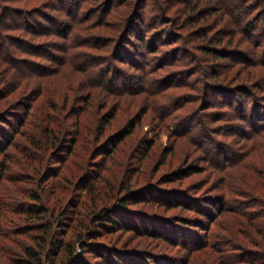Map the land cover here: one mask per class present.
Masks as SVG:
<instances>
[{
  "label": "trees",
  "instance_id": "trees-1",
  "mask_svg": "<svg viewBox=\"0 0 264 264\" xmlns=\"http://www.w3.org/2000/svg\"><path fill=\"white\" fill-rule=\"evenodd\" d=\"M258 20L264 21V0H0V115L8 110L2 109L6 104L9 105L6 108L12 110L24 105L23 101L11 104L6 98L15 90L14 86L32 81L37 84V91L42 92L44 88L52 93L49 99L44 96L38 108L44 114L42 121H45L40 131H47L46 141L54 147L62 140L58 131L64 126L59 117L45 108L54 111L68 108L69 99L74 97L72 93L78 89L86 91L96 85L107 87L109 94L132 96L131 103L139 95L148 103L145 109L151 107L154 113L158 111L159 119L165 123L176 119V122H182L192 112L190 121L185 122L196 123L200 129L179 131L171 125L174 131L171 135L190 137L199 145L210 168L224 176L222 185L225 191L206 198L210 207L198 202L196 211L208 215V223L223 213L247 215L257 233L252 246L264 250V224L258 222L259 217H264V23L260 24ZM149 32L154 36L166 33L171 40L160 41L153 47L145 36ZM178 38H184V43L174 45ZM170 46H173L169 48L172 52L168 50ZM150 53L160 56L151 57ZM116 59L122 65L114 64ZM122 66L133 69V72L122 74V71L126 72ZM13 69L17 70V75L9 77ZM45 76L48 79L44 82ZM116 78L122 84L136 85L111 88ZM214 94L228 99L211 100ZM92 95L88 90L86 96L80 95V99L90 101ZM31 100L32 97L20 115L19 127L32 124ZM76 108L72 107L70 113L75 111L77 116ZM113 113L111 118L117 116ZM105 118V115L101 118L104 125L100 135L110 126V121L105 125ZM74 120H77L75 130L79 135V129L86 127L81 124L80 115ZM168 125L165 124L169 129ZM17 130L14 131L17 133ZM126 130L119 129L117 133L121 136ZM189 133H194L197 138ZM236 135L249 141L242 144L240 139H226V136ZM14 136L9 138L8 132H3L0 127V153L13 143ZM200 137L208 141L207 147L196 141ZM151 144L148 142L146 147ZM69 145L67 155L74 152L75 139L70 140ZM106 152L100 154L106 155ZM233 166V170H227ZM6 170L8 166L0 164V182ZM227 175L233 182L228 181ZM247 179L249 182H245ZM120 185L124 186L123 183ZM124 187L125 194L133 192L130 185ZM31 194L37 203L31 204L28 212L45 213L48 207L40 204L39 190ZM237 194L243 199L237 198ZM117 202L120 208L115 214L123 217L122 211H128L132 202L127 196L120 197ZM160 204L167 209L183 205L181 201L165 198ZM212 208L216 209L214 213ZM248 208L252 209L249 213L246 212ZM94 216L97 224L93 227L86 224L79 232L80 248L100 257L103 264H129L122 256H116L115 250L110 249L112 253L109 252L106 259V251L96 250L94 245L113 225L104 223L108 214ZM235 216L223 219L233 222ZM113 220L127 230L137 228L136 223L125 217ZM48 222L39 224L42 245L50 244L55 236ZM138 222H141L144 234L153 233V237L163 241L170 239L166 231L161 232L163 228L151 230L146 220ZM238 223L243 221L238 219L236 225ZM175 240L180 238L177 236ZM51 244L46 254H41L34 246L24 247L25 256L19 260L20 264L86 263L84 254H76L72 242L67 245L61 238ZM247 258L244 261L249 264H264V252L261 256L254 253Z\"/></svg>",
  "mask_w": 264,
  "mask_h": 264
},
{
  "label": "rangeland",
  "instance_id": "rangeland-1",
  "mask_svg": "<svg viewBox=\"0 0 264 264\" xmlns=\"http://www.w3.org/2000/svg\"><path fill=\"white\" fill-rule=\"evenodd\" d=\"M45 10L49 12L48 9ZM36 15L43 19L41 15ZM258 22L264 23L259 20ZM145 36L153 47L160 41L171 40L168 34L161 32L157 36L151 32ZM178 39L174 45L184 43V38ZM172 47H168L169 52H172L169 49ZM157 55L160 56L158 53H150L151 57ZM113 63L122 65L117 59ZM122 67L126 71H122V74L133 72V69ZM16 71H10L9 77L17 75ZM47 79L45 76L42 80L45 82ZM36 85L32 81L14 86L15 90L6 100L12 102L11 104L23 101L24 105L12 110L6 108L9 106L6 104L2 109L8 110L0 115L3 132H8L9 138L15 135L13 143L5 152L0 153V164L3 167L8 166L0 182V190L3 192L0 194V264H20L19 260L25 256L24 247L27 246L37 247V251L46 254L52 246L51 242L61 238L67 245L72 242L76 254H84L85 264H103L100 257L83 251L78 242L79 232H82L86 224L89 227L95 226L97 223H94V215L100 213L104 217L108 214L104 223L113 225L106 232L104 230L105 233L98 240L100 242L97 241L98 245H94L97 251H106L105 259L112 249L117 252L116 256H122L129 264H249L244 261L249 259L248 256L254 253L261 256L264 252L262 248L252 246L251 242L257 237V233L251 227L247 215L223 213L217 220L208 223V215L196 211L195 205L198 202L202 206H208L209 201L206 198L223 193L224 176L210 168L199 145L191 141L190 137L186 139L184 136L171 135L174 132L171 125L179 131L186 128L194 131L200 129L192 121L191 124L185 122L190 121L192 112L182 122H176V119L165 123L159 119L158 111L154 113L151 107L145 109L148 103L143 102L139 95L131 103L132 96L109 94L107 87L96 85L86 91L78 89L72 93L74 97L69 99L67 107L70 110L66 108L54 111L49 107L45 108V111L59 117L64 126L58 131L62 140L54 147L46 141L47 131H40L45 121H42L44 114L38 108L44 96L49 99L52 93L44 88L42 92L37 91ZM125 85L116 78L111 88H130L136 84ZM88 90L93 94L90 101L80 99V95L86 96ZM30 97L33 105L30 110L32 124L19 127L18 120ZM223 97L228 99L226 96L214 94L211 95V100L217 101ZM72 107H77V116L75 111L70 113ZM84 108L87 109L84 111ZM113 112L117 114L114 119L110 117ZM79 115L81 124L86 129L80 128L78 135L75 130L77 120L74 119H78ZM104 115L105 125L110 121V126L100 135L104 125L101 118ZM165 124L170 125L169 129ZM17 128L19 132L16 133L14 130ZM124 128L128 129L127 132L119 136L117 131ZM189 135L197 138L193 136L194 133ZM231 138L240 139L242 144L249 141L242 140L239 135L226 136L227 140H232ZM72 139H75L74 152L67 155L66 149ZM196 141L207 147L208 141L201 137ZM148 142L152 143L150 147H146ZM116 144L118 146L112 148ZM104 150H107L106 155L100 154ZM233 168L234 166L227 170ZM95 172H98L97 175ZM228 181L232 180L228 177ZM245 182H249V179ZM120 183L124 186L130 185L133 192L125 194L126 190H122L124 186ZM35 190H39L42 197L40 204L48 207L45 213L28 212L31 204L37 203L31 194ZM123 196H127V200L132 203L128 211H122V215L136 223L135 230H127L124 225L119 226L113 220L116 217L123 220V217L115 214L120 208L117 200ZM239 197L243 199V196L237 194V198ZM164 198L181 201L185 206L167 209L160 204ZM249 209L252 210L248 208L247 213ZM212 210L213 213L216 211L213 208ZM63 211L65 215L62 214ZM232 216H235L233 222L223 219ZM238 219L243 223L236 225ZM140 220H146L151 230L163 228L161 232L166 231L170 239L163 241L153 237V233L144 234L139 224L141 222H138ZM47 221L55 236L50 244L42 245L43 234L39 224ZM130 221H127L129 226ZM258 222L264 224V217H259ZM61 226L63 228L60 229ZM177 236L179 241L175 240ZM196 246L201 248L196 249ZM110 260L113 261V258Z\"/></svg>",
  "mask_w": 264,
  "mask_h": 264
}]
</instances>
